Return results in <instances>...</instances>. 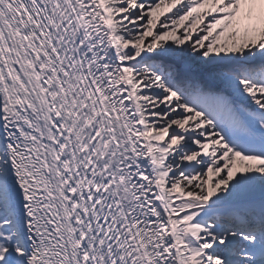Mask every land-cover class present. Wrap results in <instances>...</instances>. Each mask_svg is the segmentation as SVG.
<instances>
[{"label":"snow or ice","instance_id":"snow-or-ice-1","mask_svg":"<svg viewBox=\"0 0 264 264\" xmlns=\"http://www.w3.org/2000/svg\"><path fill=\"white\" fill-rule=\"evenodd\" d=\"M0 264H264V0H0Z\"/></svg>","mask_w":264,"mask_h":264}]
</instances>
